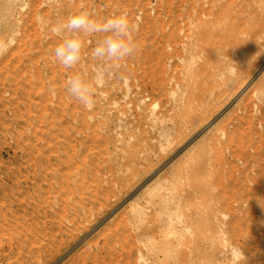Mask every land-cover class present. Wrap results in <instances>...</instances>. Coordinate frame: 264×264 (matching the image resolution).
Returning a JSON list of instances; mask_svg holds the SVG:
<instances>
[{"label": "rangeland", "instance_id": "obj_1", "mask_svg": "<svg viewBox=\"0 0 264 264\" xmlns=\"http://www.w3.org/2000/svg\"><path fill=\"white\" fill-rule=\"evenodd\" d=\"M210 6L243 44L208 78ZM81 10L138 26L103 69L82 37L90 110L53 54ZM0 50V264H264V0H0Z\"/></svg>", "mask_w": 264, "mask_h": 264}, {"label": "clouds", "instance_id": "obj_2", "mask_svg": "<svg viewBox=\"0 0 264 264\" xmlns=\"http://www.w3.org/2000/svg\"><path fill=\"white\" fill-rule=\"evenodd\" d=\"M137 30L138 26L123 12L113 13L103 19L90 10L69 15L56 29L60 43L53 53L55 62L72 73L65 81L68 96L85 109L90 110L96 103V81L74 71L84 54L82 37H96L91 57L103 69L135 55L138 44L134 33ZM0 54H3V50H0Z\"/></svg>", "mask_w": 264, "mask_h": 264}, {"label": "bare ground", "instance_id": "obj_3", "mask_svg": "<svg viewBox=\"0 0 264 264\" xmlns=\"http://www.w3.org/2000/svg\"><path fill=\"white\" fill-rule=\"evenodd\" d=\"M213 7H209V9H211ZM204 9V8H202ZM206 9V8H205ZM199 12V11H198ZM202 12V11H201ZM206 15V17L204 19L200 18L201 22V27L202 30L198 31L195 35V39H199L201 36L203 35H207V36H212L216 38V42L212 45V47L206 49L208 50V53L206 55V57L204 56L203 58V62L199 63L200 67H203L204 70L207 72L208 78L213 77L214 74H216L218 71H221V69L223 68H227L228 65H230V63H228L229 60V55L237 52L240 48V44L242 43V41L240 42L239 40H237V36L235 34V31L233 30V28H228L222 32H217L215 33V31L213 32V30L210 28H208V24H206L207 19L211 18V16L214 17H219L221 16V11L220 9H216V10H209V11H204V13ZM198 19V18H197ZM206 21V22H205ZM208 23V22H207ZM254 29V28H253ZM221 33V34H220ZM258 36V35H257ZM252 41L253 38L255 37H251ZM195 39L193 42H191L189 44V48H191L190 46H196L197 43L195 42ZM241 40V39H240ZM255 40V39H254ZM256 42V41H255ZM243 44V43H242ZM241 44V45H242ZM197 47V46H196ZM245 47V46H243ZM246 48V47H245ZM243 48V49H245ZM248 48V47H247ZM202 49V48H201ZM249 50V49H248ZM251 51V48H250ZM255 51V50H254ZM204 52V51H203ZM206 53V52H205ZM252 53V51L250 52ZM249 54V53H248ZM243 58V57H242ZM246 58V57H245ZM241 60V59H240ZM244 60V59H242ZM207 61H211L213 62V64H207ZM250 65V64H249ZM196 169V168H195ZM198 169V168H197ZM193 171V170H192ZM264 180V178H263ZM262 184H264V182H261ZM262 184H257L258 186H260L261 188L263 187ZM259 188V187H258ZM259 188V189H261ZM255 192V191H254ZM259 192V191H258ZM86 206V205H85ZM63 208V207H62ZM64 210V208H63ZM61 212V211H60ZM61 214V213H60ZM63 218V216H62ZM60 221V220H59ZM76 222V221H75ZM73 223V222H72ZM61 224V223H60ZM58 226V225H57ZM64 228V227H62ZM67 228V227H66ZM69 228V227H68ZM71 229V228H70ZM61 230V229H60ZM59 230V231H60ZM63 230V229H62ZM58 231V232H59ZM62 232V231H61ZM60 233V232H59ZM51 239V238H50ZM56 239V238H55Z\"/></svg>", "mask_w": 264, "mask_h": 264}]
</instances>
